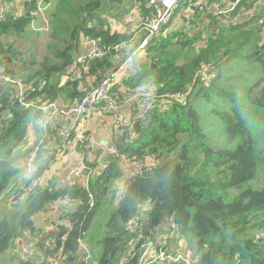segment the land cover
<instances>
[{"label": "trees", "instance_id": "16d2710c", "mask_svg": "<svg viewBox=\"0 0 264 264\" xmlns=\"http://www.w3.org/2000/svg\"><path fill=\"white\" fill-rule=\"evenodd\" d=\"M55 2L49 15L47 55L38 65L19 60L23 67L18 79L26 84L46 82L41 92L27 98L41 105L57 103L64 95L86 93L77 91L78 83L61 85L84 37L100 39L110 50L103 58L90 61L87 69L81 68L99 82L114 70V48L134 35L113 32L112 25L135 10L151 16L146 14L149 11L143 14V0ZM32 4L28 13L0 20V65L13 76L9 65H17V53L4 38H22L35 19L37 7ZM263 19L264 7L255 18L221 28L218 37L213 29L191 32L193 28L173 31L167 27L148 42L146 60L124 82L127 89L148 86L158 97L190 94L185 102L157 98L137 125L135 137L119 147L121 156L129 160L147 155L158 159L151 173L130 181L111 161L91 178L88 191L78 186L62 190L55 180L45 186L39 180L53 154L44 145L41 167L26 180L24 167L9 160L21 155L19 149L27 144L31 129L36 130L34 123L43 114L23 108L11 88L0 89V264H43L36 256L22 258L16 251L18 241L27 231L35 233L33 218L47 206L65 197L86 203L89 193L95 206L89 209L85 204L72 217L77 224L65 246L72 258H78L77 239L82 236L92 251L90 264H117L131 238L127 224L139 214V205L148 202L147 214L154 229L169 217L185 234L195 237L200 264H264L263 235L253 237L264 228V186L253 188L255 182L261 186L259 174L264 173ZM163 31L166 36L159 37ZM138 32L144 36L143 31ZM201 64L208 65L207 82L199 75ZM97 165V161L90 164L92 168ZM23 198L18 210L7 212ZM96 216L106 222L104 227H94H100V236L95 230L88 233ZM66 232L60 228L57 234Z\"/></svg>", "mask_w": 264, "mask_h": 264}, {"label": "built area", "instance_id": "2783aa9c", "mask_svg": "<svg viewBox=\"0 0 264 264\" xmlns=\"http://www.w3.org/2000/svg\"><path fill=\"white\" fill-rule=\"evenodd\" d=\"M36 4L34 22L46 10L50 9V3L54 0H31ZM151 10V16L145 17L141 14L139 18L138 30L144 32V40L137 49H132L130 42H124L114 48L116 69L108 71L105 76L95 86L88 90L83 96L72 103L58 105L57 103H43L42 105L35 101H28L27 98L35 93H39L46 85L44 80L33 81L29 84L24 83L13 75L7 74L0 65V88L15 86L17 90L12 89L16 101L25 109H32L34 112L40 111L43 114L34 123L35 129L40 133L37 144L25 158L24 178L31 180L35 175L37 168L41 167L39 156L41 154V133L45 134L50 129H57L58 149L64 152L72 147H80L81 157L79 162L70 170L66 171L59 179V187L62 190H69L74 186L89 190L90 180L101 169L109 166L111 161L116 162L122 176L130 181L136 177L151 173L158 165V159L154 155H147L144 158L129 160L121 156L119 147L132 140L135 137L137 125L153 109L157 98L165 100H178L185 102L190 94L178 93L171 97H158L157 92L148 86H137L134 89H123L122 92H113V87L119 75L126 74L129 67L135 61L138 52L144 50L148 42L158 34L173 18L176 11L180 13L181 21L183 16L191 17L199 14L210 13V27L219 35V30L223 27L235 26L246 20V18L256 13L264 7V0H145ZM55 2V1H54ZM254 3V4H253ZM20 17V15L0 14V20L8 17ZM141 22V24H140ZM264 29V19H263ZM187 23H189L187 21ZM49 29V25H48ZM81 45L89 48L85 55H77L73 61L72 69L65 75L69 79L73 74L83 75L81 68L87 69L90 61L103 58L110 50L103 47L100 39L84 37ZM128 50L126 56L121 52ZM208 68L202 66L199 75L202 80L208 81ZM121 93V94H119ZM125 103L138 105L136 114L129 122L123 120L119 122L120 131L116 145L108 149V156L105 161H100L97 152L102 147L93 136L85 129L84 123L88 118L104 110L115 116ZM8 116L5 121V127L9 125ZM97 161L98 165L94 168L91 163ZM48 163L44 164L46 168ZM125 180V179H124ZM53 204L66 206L68 211L62 216L54 219L50 227L57 233L60 228H65L67 232L63 235L55 233L53 237L43 244L44 253H41V247L37 253L40 263L43 264H66L69 255L65 251L66 243L73 229L76 228L77 221L73 220L74 214H78L83 207L87 205L89 209L95 206L94 196L89 193V200L83 203L79 198L65 197ZM131 238L127 244L125 254L117 264H127L135 260L137 264H200L199 260L192 258L190 253L180 247L176 249L172 240L171 218H166L164 223L154 229L151 225V219L147 211L140 209L139 214L127 224ZM264 238V235H263ZM78 261L81 264H90L92 261V251L83 237L77 239ZM75 258V257H74ZM76 259V258H75ZM79 261V262H80Z\"/></svg>", "mask_w": 264, "mask_h": 264}, {"label": "crops", "instance_id": "0c3cea01", "mask_svg": "<svg viewBox=\"0 0 264 264\" xmlns=\"http://www.w3.org/2000/svg\"><path fill=\"white\" fill-rule=\"evenodd\" d=\"M32 6L33 4L31 0H0V14H9V15L26 14L30 11L29 9L32 8ZM145 6H146V11L143 14H145L148 11L149 12L146 14H150L151 10H149L148 4L146 3ZM259 14H261V9H259L256 13L249 15L246 18V20L255 18ZM140 16L141 14L139 11H136V12L134 11L129 16H126L125 18L126 22H128L131 17H134L136 19V22H134L135 24L134 27L137 26L136 30L134 28L132 29V26L130 27L129 25H124L123 21L125 19L122 22H115L112 25L113 32H117L122 35L134 34L131 40L129 41L132 49H137L140 46L142 40L144 39V36L141 35L140 32H138ZM181 17L182 16L180 15V13L176 11L171 20V22L173 23L172 27L168 28L167 30L175 31L182 27L183 29L193 28L191 32H194V30H198V31L204 30L207 32L208 30L210 31V29H212L209 24L210 23V13L199 14L191 18L190 16L184 15L183 22L181 21ZM187 21L189 23H187ZM32 25L33 24H31L27 28L26 33L28 32L29 28ZM14 38L16 39V37ZM11 39H13V37L4 38L5 42H9ZM8 44H12L13 46L12 41L11 43H8ZM88 52H89V48L83 45L80 46L79 55H85ZM145 52H146L145 50L139 51L135 61L129 67V70L127 71V73L126 74L121 73L119 75L116 81V84L113 87V92H122L123 89L125 88L127 89V87L124 85V82L125 80L129 79V77L136 74V72L141 66V63H143L146 60ZM121 54L122 56L123 55L126 56L128 54V50H124L123 52H121ZM114 63H115V66L113 69L115 70L116 69L115 60H114ZM92 78L93 77L91 76H86V74H83V75L73 74L69 79H65V76H62L61 85L63 86L64 84L69 83V82L78 83L77 91L82 92L84 91L82 90L84 87H86V89H89L90 87L91 89L93 84L96 85L98 83V81L95 78L94 79ZM87 91L88 90H86V92ZM79 97L80 96H76V95L73 97L64 95V97L60 101H58L57 104L65 105L68 103H72ZM138 108H139L138 105H132L130 103H125L120 109V112L118 113L117 116L102 110L85 121L84 123L85 129L102 146L97 152V157L99 158L100 161L106 160V157L108 156V149L116 145L118 142L119 131H120L119 122H121L122 120L124 122H129L132 119V117L136 114ZM110 120H112V122H110ZM39 137H40V133L34 129H31V132L29 134V139H28L29 146L26 149L25 155L33 149ZM41 140L43 142L41 145H44L45 148L49 149L53 154V158L49 162L45 170V173L43 174V176L47 179L46 182H43V184L47 186L49 185L50 182H52V180H55L54 183H56V186L58 188L60 177L66 171L70 170L73 166H75L79 162L82 150L80 147L77 146V147L69 148L68 150L64 152H61V150L58 149L57 147L59 140L57 137L56 128L50 129V131L49 132L47 131L45 134L41 133ZM25 155L23 157L26 158ZM44 177L42 179H44ZM39 181L41 182V179ZM123 185H124L123 181H120L118 183V186L120 188H122ZM150 207L151 205L148 202L140 204V209H144L146 211H148ZM67 211H68V208L66 206H63L60 204L49 205L48 208L46 209L45 214L42 215V216H45V219L42 221H39L40 224L37 223L38 226H35V233L34 234L30 233V237L24 236L21 241H18V247L16 249L18 254L22 258H25V259H31L34 256L38 257L37 253L39 251V248L41 247V244H44L48 239L53 237L55 233H57V231L54 228L50 227L51 221L62 216ZM171 223H173L172 220H171ZM171 228H172V238H173L175 229L172 225H171ZM181 235L182 233L179 234L178 237H180ZM173 246L176 249H179L180 247H182V241L179 240L175 242ZM70 262H74V264H78L79 261L77 258L75 259L74 257L73 258L69 257L67 263H70Z\"/></svg>", "mask_w": 264, "mask_h": 264}, {"label": "rangeland", "instance_id": "374dc122", "mask_svg": "<svg viewBox=\"0 0 264 264\" xmlns=\"http://www.w3.org/2000/svg\"><path fill=\"white\" fill-rule=\"evenodd\" d=\"M143 2L146 3L145 0H143ZM55 4H56V2L50 3V5H49L50 9L46 10L43 13V15L37 16V17H39L38 21L35 22L29 28L28 32L25 33L22 36L21 39H17V38L15 39L13 37V39H11L9 42H7V44H8V43H11V41H12V43H13V52L17 53V65L16 66H13V64L9 65L10 70L13 72L15 77H18V78L20 77L21 78V76H22L21 70H22L23 64L19 60L25 61L26 62L25 64H27V65H33V64L38 65L40 62L43 61L44 57L47 55V53L49 51L48 46H49V43H50L49 30H48L49 15L52 13V11H53V9L55 7ZM136 11L137 10H135V12ZM134 22H136V19L134 17H131L128 22H126V19H125L123 21V24L124 25H129L130 27L132 26V29L134 28L136 30L137 26L134 27L135 26ZM182 22H183V20H182ZM140 24H141V22H140ZM172 24L173 23L170 21L164 27V30L167 27L171 28ZM161 30H163V29H161ZM164 35L165 34H164V31H163V33L161 35H159V37H164ZM144 37H145V35H144ZM153 39H154V37H153ZM151 41H152V39H151ZM147 46H148V44H147ZM123 57H124V55H123ZM183 63L184 62H181L179 64H183ZM200 66H201V68H202V66H206V68H208L207 64H201ZM92 79H94V78H92ZM93 86H95V85L93 84ZM89 89H90V87H89ZM89 89H86V87H84L82 89L84 91H82V92H85L86 90H89ZM110 122H112V120H110ZM28 146L29 145H28V142H27V144L23 145L19 149L18 152L21 153V155L18 156L19 159H18V161L15 162L16 163V165H15L16 167H20V168L24 167L26 161H25V157H23V156L25 155L26 149H27ZM46 168H45V170H46ZM259 175H260L261 178H263V182H260L261 186H258L257 183L255 182L254 187L251 186V187H253L255 189H261L264 186V173L261 172ZM46 180L47 179L44 177V179H41V183L42 182H46ZM11 198H12V195H11ZM24 201H25V198L21 199L19 202L16 203V206H15L16 208H12L11 207V209H7V212L9 210H11V211L18 210L20 208V206L24 203ZM0 207L3 210L1 203H0ZM47 207L42 212H40L39 214H37L33 218L35 226H38L37 223H39V221H42V220L45 219V216H42V215L45 214ZM139 207H140V205H139ZM105 224H106V222H104L101 217L96 216L95 219L92 222V227H90L88 233H91L93 230H95V234L99 235L101 233L100 227H97L96 229L94 227L97 226V225H101L102 227H104ZM171 225L175 229V232L173 234V238L171 240V244H174L175 242L181 240L182 241V248L186 249L190 253V255L192 256L193 259H195V260L199 259V254L197 252V245H196L195 237L192 234H185L182 231V229L179 228L174 222L171 223ZM181 233H182V235L180 237H178V235L181 234ZM262 235H264V228L261 229V230H258L255 233H253V237L255 239L260 238ZM24 236H29L30 237V232L29 231L25 232ZM79 264H81V261L79 262Z\"/></svg>", "mask_w": 264, "mask_h": 264}, {"label": "water", "instance_id": "95a60500", "mask_svg": "<svg viewBox=\"0 0 264 264\" xmlns=\"http://www.w3.org/2000/svg\"><path fill=\"white\" fill-rule=\"evenodd\" d=\"M10 88L14 89L15 91L17 90V88L15 86H10ZM29 153H27L25 156L27 157ZM18 159H19V157L15 158V159H12V160H9V161L12 162V163H15L16 161H18Z\"/></svg>", "mask_w": 264, "mask_h": 264}]
</instances>
